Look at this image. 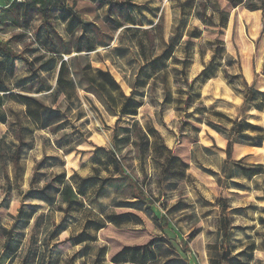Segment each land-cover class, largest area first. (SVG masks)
<instances>
[{"label":"rangeland","instance_id":"obj_1","mask_svg":"<svg viewBox=\"0 0 264 264\" xmlns=\"http://www.w3.org/2000/svg\"><path fill=\"white\" fill-rule=\"evenodd\" d=\"M196 2L131 0L138 24L132 25L126 18L130 29H111L104 21L106 6L99 9L91 0H68V6L84 20L95 24L92 34L97 38V49L67 56L79 88L69 108V126H78L91 137L76 151L65 154L55 144L54 134L34 129L23 104L4 96L2 110L8 119L6 123L0 122V226L12 230L13 245L19 246L10 262L0 237V264H21L24 259L27 264H92L101 246L107 247V254L99 262L112 264L110 256L122 246L143 244L156 235L166 236L178 248L177 239L188 240L189 251L182 255L189 264H210L211 258L221 252L218 230L224 214L231 218L233 228L231 257L226 263L264 264V176L252 180L232 179L249 186V191L222 190L215 178L192 158L204 168L216 171L226 158L225 138L206 124H199V118L230 126L229 120L217 115L221 113L232 120L239 117L264 127V112L259 110L264 104V12L252 11L243 5L233 8L227 0H219L226 20H221L217 12L215 22L211 23L207 16L212 10L207 8L206 13L201 14L195 10ZM5 5H12V0H0V8ZM59 10L56 7L53 15ZM18 30L3 25L1 33L7 39ZM146 30H150L153 42ZM13 44L18 49L24 48L22 41ZM27 46L26 54L32 57L43 52L38 49L32 53L38 45ZM165 49L172 57L153 84L147 61L163 54ZM214 49L218 56L202 75ZM225 56H231L232 60L228 61ZM88 62L92 68L87 76L100 83V91L83 77L82 69ZM182 69L187 72L189 83L192 82V95H189V83L181 76ZM225 71L232 76V85ZM29 72L28 66L18 61L10 82L15 85L17 79ZM163 75L171 84L174 100L164 106V123H161ZM56 76L55 73L53 84ZM145 83L148 84L144 86ZM253 84L257 90L255 101L247 104L244 94ZM134 93L133 98L139 104L136 119L144 127L150 124L158 129L171 152L153 151L140 159L130 143L114 137L123 136L122 128L131 125L132 118L124 117L117 125V117L107 108L106 100L114 109L123 94ZM142 93L146 95L139 96ZM186 100H192L188 108L180 105V102L187 104ZM45 102L50 103V100ZM176 108L182 110L175 111ZM185 109L193 119L185 118ZM195 129L199 131L196 133ZM68 130H72L71 127ZM19 134L27 142L33 137L34 148L27 151L23 176L16 180L11 155ZM154 142H160L157 135ZM96 147L103 149L96 151L93 157ZM171 156L177 160L171 162ZM114 158L138 180L142 194L152 201V208L147 202H136L128 189L111 188L98 201H89L102 179L116 181L115 178H119ZM233 159H243L244 164L264 163V144L262 148L236 144ZM61 172L66 173L67 180L76 187L81 178H93L85 183L84 205H76L67 213L60 211L58 204L49 206L28 196L34 174L35 187H41L52 174ZM221 195L227 199L226 210L217 201ZM20 208L34 212L28 224L21 221L17 224ZM154 213L162 215L161 220L156 221ZM53 223L61 227L59 235L54 237L49 235ZM70 237L84 241L74 244L67 241Z\"/></svg>","mask_w":264,"mask_h":264},{"label":"trees","instance_id":"obj_2","mask_svg":"<svg viewBox=\"0 0 264 264\" xmlns=\"http://www.w3.org/2000/svg\"><path fill=\"white\" fill-rule=\"evenodd\" d=\"M2 1L7 2L8 0ZM91 1L95 2L99 9L107 7L104 21L111 29H120L122 27L130 29L125 23L126 18L129 19L130 24H138L133 15L132 9L134 4L131 3V0ZM227 1L233 8L243 5L249 10H261L264 12V0ZM219 6V0H197L195 10L201 14H205L206 9L210 8L212 11L207 16V19L211 20V23L215 22L214 14L217 12L220 14L221 20L225 21L227 15L225 16V12ZM56 7L60 8L59 13L53 15ZM0 19L2 22L0 32L3 25L20 29L13 31L9 38L0 39V122L6 123L8 119L7 114L2 110L4 96L8 95L26 107V115L31 120L34 129L48 130L54 134L55 144L65 154L76 151L80 145L90 139L91 134L78 126H69V108L74 103V98L77 96L79 88L73 77L67 56L73 53H89L97 49V38L92 34L95 24L84 20L73 7L68 6V0H12V5H5L0 8ZM34 22H36L35 26H33ZM146 32L151 42H153L150 30H146ZM26 39L32 41L28 43L29 45H38V48L32 49V53H35L38 49H41L43 52L36 56L33 54V57L27 55L26 49L28 44L25 41ZM17 40L22 41L24 48L18 49L13 44ZM217 56V50L214 49L210 61L202 71V75L207 73L209 66L213 65ZM171 57L172 54L167 53V49H165L163 54L153 56L147 61L151 69L152 75L150 76L152 77L153 84L156 82V77L165 71L167 60ZM225 58L228 61L232 60L231 56H225ZM18 61L25 63L30 72L28 75L17 79L16 84L13 85L10 82V76L14 75ZM91 68L92 65L88 62L82 69L83 77L91 87L100 91V83L95 82L87 76V72ZM55 73L57 76L53 84L52 79ZM225 73L227 81L232 85V76L227 71ZM181 76L183 81L188 84L189 79L185 69L181 70ZM147 84L145 83L144 86ZM162 85L161 108H163V111L160 114L161 118L164 115V106L171 104L174 100L171 84L165 75L162 76ZM191 85L192 82L189 83V90L191 91L189 95H192L194 91ZM140 86L144 87L143 84ZM256 93L257 90L253 84L248 92L244 94L245 102L252 104L255 101ZM135 95V93L131 95L123 94L117 107L114 109L111 107L110 102L106 100L107 108L111 109L117 117V125L124 117L132 118L131 125L122 128L123 136L119 138L120 136L116 134L114 137L130 143L136 149L140 159L148 156L153 151L168 150L171 152L172 149L166 144L163 135L158 129L153 128L150 124H146L144 127L136 119L139 114V104L133 98ZM145 95L142 93L139 96L144 97ZM62 96L64 97L63 101L60 100ZM46 100H50V103H46ZM191 101L187 102L186 100L187 104L180 102V105H185V108H188ZM63 102L67 103V105L63 104ZM174 110L180 111L182 109L176 108ZM259 110L264 112V104L259 107ZM183 112H185V118L193 119V115L188 113L186 109ZM217 115L229 120L230 126H227L225 123L216 124L205 118H199L198 121L199 124H206L227 140L224 150L226 158L223 160L219 171L204 168L194 157H192L193 161L203 171L212 175L222 190L233 188L249 191V186L232 179L234 177H244L245 179L252 180L256 177L264 176V163L244 164L242 162L243 159L234 160V146L242 144L262 148L264 144V127L242 120L239 117L232 120L221 113H217ZM161 123H164L163 118ZM69 127L72 130L69 131ZM198 131L199 129H195L196 133ZM156 135L160 139L158 144L154 142L156 141ZM33 139L32 137L27 142L21 134L18 135V143L11 155L16 180L23 176V159L27 151L34 148ZM99 149L103 148L96 147L93 157H95L96 151ZM207 150L210 151L209 149ZM176 160V157L171 156V162ZM113 165L119 178H115L116 181L111 180L112 178L102 179L95 193L89 198V201L92 203L98 201L111 188L117 190L128 189L136 202H147L148 207L152 208V201L142 194L138 180L128 173L116 158H114ZM34 179L35 174L33 175L28 196L32 200L45 202L49 206L58 204L59 210L67 213L73 210L76 205H84L82 197L86 195L84 190L85 183L93 178H81L77 187L67 180L66 173L63 172L52 174L41 187H35ZM217 201L223 210L228 208L227 199L222 195L217 198ZM33 215L34 212L24 211L20 208L16 216L18 220L17 224L20 221L21 223L28 224ZM162 217V215L154 213L156 221L161 220ZM231 225V218L227 214L221 215L218 230L220 233L219 249L221 252L219 256L211 258L210 264H227L226 260L230 259L233 238V228ZM60 228L59 224L53 223V228L49 231V235L52 237L59 235ZM0 237L4 241L3 251L7 252V258L11 262L17 255L19 244L16 247L13 245L15 237L12 230L2 225L0 226ZM74 240L71 237L67 238V241H71L74 244L84 241ZM177 240L179 241V248L166 236L158 235L151 237L148 242L143 244L124 245L110 256L109 262L112 264H189L187 258L182 255V253L189 251V241L184 239ZM106 250V246H101L92 264H101L99 259L102 256L106 257ZM70 260L73 261V257ZM42 262L43 259H41ZM21 264H27V260L24 259Z\"/></svg>","mask_w":264,"mask_h":264},{"label":"crops","instance_id":"obj_3","mask_svg":"<svg viewBox=\"0 0 264 264\" xmlns=\"http://www.w3.org/2000/svg\"><path fill=\"white\" fill-rule=\"evenodd\" d=\"M223 141H224V142L226 141V144H227V140H226V139H224ZM237 145H238V144H237ZM241 146H243L244 148H250V147H252V146L242 145V144H241Z\"/></svg>","mask_w":264,"mask_h":264},{"label":"built area","instance_id":"obj_4","mask_svg":"<svg viewBox=\"0 0 264 264\" xmlns=\"http://www.w3.org/2000/svg\"><path fill=\"white\" fill-rule=\"evenodd\" d=\"M19 1H20V0H19ZM1 24H2V22H1V19H0V27H1ZM1 38H4V37H3V34L0 32V39H1Z\"/></svg>","mask_w":264,"mask_h":264}]
</instances>
